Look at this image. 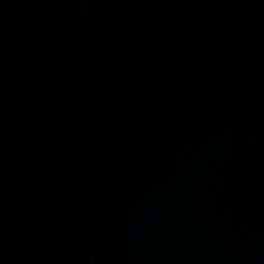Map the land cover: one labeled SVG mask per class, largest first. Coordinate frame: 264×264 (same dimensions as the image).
Returning a JSON list of instances; mask_svg holds the SVG:
<instances>
[{
	"label": "water",
	"instance_id": "obj_1",
	"mask_svg": "<svg viewBox=\"0 0 264 264\" xmlns=\"http://www.w3.org/2000/svg\"><path fill=\"white\" fill-rule=\"evenodd\" d=\"M0 264H264V0H0Z\"/></svg>",
	"mask_w": 264,
	"mask_h": 264
}]
</instances>
